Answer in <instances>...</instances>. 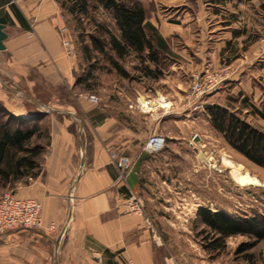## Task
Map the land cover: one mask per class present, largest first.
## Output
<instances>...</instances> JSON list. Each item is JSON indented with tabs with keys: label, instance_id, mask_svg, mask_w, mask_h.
Segmentation results:
<instances>
[{
	"label": "crops",
	"instance_id": "crops-1",
	"mask_svg": "<svg viewBox=\"0 0 264 264\" xmlns=\"http://www.w3.org/2000/svg\"><path fill=\"white\" fill-rule=\"evenodd\" d=\"M137 1L146 9L155 51L167 64L163 77L210 62L231 65L226 83L232 86L215 94L239 98V104L244 99L245 111L264 121V0ZM0 23L7 32L0 48V82L25 87L10 96L0 93V99L18 116H40L41 125L47 121L48 134L39 174L16 191L41 200L43 227L1 234L0 264H173L149 210L190 205L187 197L176 199L156 180L172 177L167 170L174 159L192 165L195 149L188 136L166 135L162 152L143 151L148 137L161 130L162 109L171 106L162 101L171 103L170 96L149 89L154 92L142 93L148 110L130 101L116 111L110 101L96 104L78 94L79 65L64 49L59 0H0ZM145 62L153 70L159 65ZM43 89L48 92L38 91ZM60 89L72 96L71 103L57 104ZM25 97L35 106L22 102ZM136 109L150 113L153 123L142 124L133 115ZM111 150L133 159L125 180L111 161ZM196 156L201 162L198 151ZM190 193L185 187L181 194ZM134 197L143 202V213L132 210Z\"/></svg>",
	"mask_w": 264,
	"mask_h": 264
},
{
	"label": "rangeland",
	"instance_id": "rangeland-1",
	"mask_svg": "<svg viewBox=\"0 0 264 264\" xmlns=\"http://www.w3.org/2000/svg\"><path fill=\"white\" fill-rule=\"evenodd\" d=\"M63 9L65 25L68 29L64 35L71 41L74 53L69 52L65 46L64 49L66 54L74 57L79 65L76 72V92L86 95L88 99L89 95L95 94L100 99L98 102L92 101L93 103L110 101L114 110L120 111L130 101L131 106L135 103L140 110H148L149 102L143 103L142 98H145V95L143 96L142 93L150 91L149 89L153 90V88L160 89L170 96L172 102L165 101L168 98H163L162 103H168V106L169 104L171 106L166 108V115L164 114L166 109H162L161 130L157 133L162 132L165 136L192 138L190 146L195 149L192 165L190 162L181 161V157L177 158L178 160L174 159L171 167L167 170L169 176L171 174L172 177L164 178L167 181L165 183L160 178L156 180L159 183L157 186L172 190L175 193L172 196L176 199L187 197L188 200H191L190 205L180 208L174 206L168 209L149 210L155 221L158 222L157 228L162 237V250L170 255L171 263L264 264V240L258 241L253 236L238 234L227 237L225 246L217 249L207 245L213 233L198 214L199 209L205 207L213 211L225 210L237 217L264 215V166L251 160L228 142L212 124L207 105L218 104L217 102L222 101V106L235 112L249 123L252 122L253 126L263 132L264 121L252 114L250 110L245 111L243 107H245L246 101L244 99L239 104V98L224 93L223 97L215 94L221 90V87L230 88L232 86L226 83L228 78L210 93L198 94L194 89L196 85H206L218 72L224 75L230 74L233 66L230 65V67L226 64L216 66L210 62L204 68L192 70L189 73L175 71L168 79L166 76L163 77L165 71H168L167 64L157 54L156 62L159 65L155 67V70L152 69L154 75L148 76L145 74L144 68L149 64L145 61L152 62L153 60L148 57L147 52L139 53L132 50L128 55L119 58L107 45L108 53L113 54L114 58L128 72L129 76H124L119 73L107 56L93 46L91 40L92 35L101 36L99 26L102 25L120 36L119 28L112 14L94 0H90L88 13L80 14L79 17L70 13L67 7H63ZM261 35L263 34L259 36ZM18 88L25 89L22 83L7 82L4 85L0 82L1 94L10 96ZM29 91L36 92L31 88ZM38 91L43 94L48 92L44 89ZM64 92L61 89L56 90L58 93L56 99L60 101L57 104H63L62 101L71 103L73 100L72 96L65 95ZM138 92L141 93L137 94ZM127 94L129 98L126 97ZM212 94L215 95L212 97ZM22 100L31 107L35 106L31 99L25 97ZM4 103L0 99V104L6 106ZM237 106L239 107L237 108ZM133 115L139 118L142 124L153 123V116L148 112H139L136 109V113ZM2 117L6 119L8 115L5 113ZM154 120L157 122L156 118ZM42 125L45 126V130H41L40 134H35L32 143H40L46 148L48 142L47 121ZM196 150L198 157L202 159L201 162L196 156ZM245 171H249L251 175L259 178L263 185H253L247 181L239 184L237 182L240 180L238 175H243ZM24 183V180L8 183L5 187L0 186V191L16 192ZM185 187L191 188L193 193L186 196L181 194ZM248 243H253L254 246L237 252L241 244Z\"/></svg>",
	"mask_w": 264,
	"mask_h": 264
},
{
	"label": "trees",
	"instance_id": "trees-1",
	"mask_svg": "<svg viewBox=\"0 0 264 264\" xmlns=\"http://www.w3.org/2000/svg\"><path fill=\"white\" fill-rule=\"evenodd\" d=\"M67 1L59 0L61 6L67 7L76 17L88 13L90 0ZM94 1L112 14L120 36L104 25L99 26L101 36H91L93 46L107 56L119 73L129 76L114 55L108 53L107 45L119 58H123L134 50L139 53L148 51V57L151 60H158L152 38L146 31L149 27L146 22L147 12L139 1ZM144 71L146 75H154L150 66H146ZM207 110L214 127L233 147L264 166V132L262 130L222 105L210 104L207 105ZM5 113L8 115L6 119L2 117ZM260 113L264 117L262 110ZM40 133V116H18L0 104V186L5 187L8 183L20 180L26 183L39 174L41 169L39 158L45 146L40 143L33 144L32 139L35 134ZM198 214L213 233L207 244L213 249L224 247L227 237L238 234L253 236L258 241L264 240L263 214L237 217L225 210L213 211L205 207L200 208ZM252 246H254L253 243L241 244L237 252Z\"/></svg>",
	"mask_w": 264,
	"mask_h": 264
},
{
	"label": "built area",
	"instance_id": "built-area-1",
	"mask_svg": "<svg viewBox=\"0 0 264 264\" xmlns=\"http://www.w3.org/2000/svg\"><path fill=\"white\" fill-rule=\"evenodd\" d=\"M67 26L60 27V33L64 46L69 52L74 53V48L69 39L65 37ZM228 78V75L217 73L206 85H196L194 89L198 94L210 93L216 90L219 85ZM91 101L98 102L99 97L95 94L89 95ZM167 142V136L153 132L145 142L143 151L155 154L162 151ZM111 161L118 167L122 180L133 170V159L130 155L111 150ZM131 208L134 211L143 213V202L134 197L131 200ZM43 227L42 202L37 198H24L17 195L14 191H0V235L16 229H39Z\"/></svg>",
	"mask_w": 264,
	"mask_h": 264
},
{
	"label": "water",
	"instance_id": "water-1",
	"mask_svg": "<svg viewBox=\"0 0 264 264\" xmlns=\"http://www.w3.org/2000/svg\"><path fill=\"white\" fill-rule=\"evenodd\" d=\"M5 24L0 23V48L4 47V39L7 37V32L4 30ZM248 174V172H246V175ZM246 175H241L239 174L238 177L240 178L239 181H237L239 184L241 182L247 181L250 182V184L253 185H263V183L261 182V180L259 178H257L254 175L248 174V176Z\"/></svg>",
	"mask_w": 264,
	"mask_h": 264
},
{
	"label": "bare ground",
	"instance_id": "bare-ground-1",
	"mask_svg": "<svg viewBox=\"0 0 264 264\" xmlns=\"http://www.w3.org/2000/svg\"><path fill=\"white\" fill-rule=\"evenodd\" d=\"M142 101H143L144 104H147V101H146L145 98H142ZM165 101H167V100H165ZM165 103H166V102H165ZM164 106H168V103L164 104ZM246 172H248V174H250L249 171H245L243 175H246ZM248 174H247L246 176H248ZM249 183H250V182H249Z\"/></svg>",
	"mask_w": 264,
	"mask_h": 264
}]
</instances>
